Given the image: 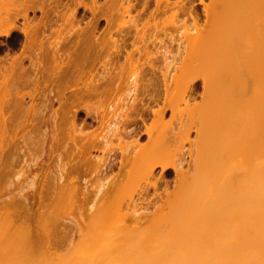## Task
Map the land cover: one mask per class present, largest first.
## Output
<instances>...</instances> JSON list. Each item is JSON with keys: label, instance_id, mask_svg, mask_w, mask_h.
<instances>
[{"label": "bare ground", "instance_id": "obj_1", "mask_svg": "<svg viewBox=\"0 0 264 264\" xmlns=\"http://www.w3.org/2000/svg\"><path fill=\"white\" fill-rule=\"evenodd\" d=\"M123 1L0 0V37L22 36L12 54L10 43L0 40V264H264V38L258 36L257 42V35L250 34L263 23H237L234 32L217 27L213 39L202 34L183 47L177 42L179 63L171 57L176 55L170 44L162 42L168 34L173 39L163 26L180 23V18L185 25L177 13L190 9L192 1L188 7L184 0L173 1L176 6L183 3L185 8L178 6V11L165 0L167 9L176 10L161 15L162 21V0H154L151 9V0ZM216 1L200 0L204 21L199 22L192 7L193 14L186 11L192 28L201 22L220 24V16H228L210 13ZM254 1L243 4L254 10ZM243 4L240 9L247 11ZM79 6L91 13L87 21L84 13L77 17ZM99 18L111 29L109 35L96 34ZM244 24L249 30L240 28ZM151 26L153 35H167L157 39L158 33L155 40L146 31ZM92 55L95 61L101 59L100 72L94 60L85 63ZM155 55H161L164 67L158 66L166 71L153 64ZM159 72L160 104L158 81L153 85L161 80L156 78ZM94 73L99 77L92 78ZM123 74L129 78H124L125 87L119 85ZM138 85L146 94L154 87L157 93L149 91L147 100L156 108L147 107L148 101L143 107ZM120 86H129L123 104L125 94H113L115 88L124 90ZM67 89L72 92L67 94ZM112 95L118 98L116 103L112 99L115 104L108 100ZM252 95L262 100L260 111L250 108ZM146 108L152 109L151 115ZM167 109L168 121L163 118ZM79 111L85 116L78 122ZM139 119L143 131L132 128ZM113 137L118 139L114 143ZM241 150L246 155L237 158ZM83 174L97 184L90 187ZM172 193L179 195L175 202ZM189 212L193 215H184ZM177 213H184L178 221ZM83 236H89L90 246L98 238L107 242L100 247L98 239L94 255L75 245L60 260L48 256L63 238Z\"/></svg>", "mask_w": 264, "mask_h": 264}, {"label": "rangeland", "instance_id": "obj_2", "mask_svg": "<svg viewBox=\"0 0 264 264\" xmlns=\"http://www.w3.org/2000/svg\"><path fill=\"white\" fill-rule=\"evenodd\" d=\"M85 1H89V0H85ZM96 1H97L98 3H100V2H102V1H104V0H96ZM175 1H177V0H174V2H175ZM182 1H183V0H182ZM191 1H192V2H191ZM193 1H195V2H196V1H199V2H200V0H184V2H183V3H184V6H187V7H188V5L190 4V2L193 3V4L191 5L192 10H191V7H188V8H190V9H184L185 7L183 6V3L181 4V2H180V5L178 4V5L176 6V4H175L173 1H171V2H172V5H175L177 8H178V6H179L180 10H181V7H183L184 10H183L182 12L179 11V8H178V11H179V12L177 13V17H176V19L178 20V17L180 18V16H181V17H183V19L185 18L183 21H185V23L187 24V25H186V24L184 25V24L181 22L182 19L180 18V19H179V20H180V23H178L179 21H177V22H176V21H175V22L173 21V23H172L173 25H175V24L177 23V25H176L177 27L173 26L172 24H168V25H166V26H163V27H164L163 29L166 31L165 33H167V34H168V33H171V34L173 35V36L171 35V36L173 37V39H172L171 37H169V34H168V35H167V34H164V35H165V36L167 35V36H166L167 38L169 37L170 39H172V40H174V41H172V40H170V39H169V40H166L167 38H166L164 35H162V32L164 33V31H162V32L160 31L161 34H160V32H158L160 38H159V37L157 38L158 33H157V35L155 34L157 39H163V38L165 37V38L163 39L162 42L165 41V44H166V42H168V44H170V46H168V47H170V48L172 47V48H173V50H171L172 48L170 49V52H171L172 54L174 53V51L177 52V49H175V48L177 47L178 43H179V44L181 43V46L183 47V45H189V44L195 42V40H196L199 36H201L202 34H204V35L209 34V35H210L209 37H211V33L214 32V31L217 29V27H220V28L217 29V30H219V31H220V30H224V29H227L228 31H229V30L233 31L234 28H233V29H231V28L234 27V26L236 27L237 23H238V24H241V23H242V25H243L244 22H245V24H247L246 22H248V23L251 22V23H253V24H254V22H256V23H255V25H256V24L258 23L257 21H259L258 24H260V23L262 24V23H263V24H262V26H263L262 28H264V22H263V21H264V19H263V18H264V16H263V14H264V10H259V9H261V8L264 9V8H263L264 6H263V7L261 6V4L264 2V0H255L254 2H255L256 4H252L253 6H255V9H254V10H253L254 7H253V8H250V9H247V8L244 6L243 2H245L246 0H218V1H216L215 3H213L214 5H213V8H210V9H211V12H210V13H212L213 15H214V14H215V15L218 14V16H219V14H227L229 17H228V16H225V15L220 16L221 19H223L224 16H225L226 18L228 17L227 21L225 20V18H224V20H223V21H226V23L222 26L221 23H224V22H222V20L219 18L220 21H221V23L219 24V22H218L217 20H215V21H217L218 24H219V25L216 24V27H215V24L213 25V23H215V21H214V22H212L211 24H210V23L204 24L203 22H201L202 25H200L198 28H194V27L192 28V25H191V23H192L191 20H192V19H191V17L188 18L189 15H187V14H189V13H192V14H193V12H194V14H198V15H199V16H198V17L200 18V19H199V22H200V20H201V21H204V20H205V19H204V17H205L204 15H205V14H204V12H203V9H204V8H203V3H201V2H200V3H195V2H193ZM247 1H248V0H247ZM124 2H125V0L123 1V3H124ZM165 2L168 3L169 1H165V0L163 1V0H162V3H164V5L162 4L163 6H160V7H163V8H165L166 10L163 9L162 11H163L164 13H163L162 11H160V15H158L159 13L157 14L158 16H160V18H162L163 16H164V18H165L167 15H169L170 13H168V10H169L170 8H171V9L173 8V10L175 9V6H170L171 4L169 5L170 8L167 9L166 7H168V5L166 6V5H165ZM203 2H204V3H205V2L208 3L209 0H203ZM252 2H253V1H252ZM152 3H153V2L150 1V4H151V5H152ZM160 3H161V2H160ZM167 3H166V4H167ZM245 3H246V2H245ZM250 3H251V2H250ZM124 4H127V0H126V2H125ZM187 4H188V5H187ZM241 4H243L242 6H244V7L247 9V11H246V10H242V9H240ZM246 4H247V3H246ZM246 4H245V5H246ZM257 4H258V7H259V8L256 7ZM247 5H249V4H247ZM259 5L261 6V8H260ZM164 6H165V7H164ZM148 7H150V6H148ZM187 7H186V8H187ZM200 7H201V9H200ZM249 7H251V6H248V8H249ZM202 8H203V9H202ZM242 8H243V7H242ZM171 9H170V10H171ZM210 9H209V10H210ZM170 10H169V12H170ZM175 10H176V9H175ZM190 10L193 11V12H190ZM83 11H84V12H83ZM165 11H166L167 13H166ZM184 11H185V13H184ZM186 11H187V12L189 11V13H187ZM161 12H162L163 14H161ZM171 12H172V10H171ZM82 13H84V17H83V20H84V21H85V20L87 21V20L89 19V17L91 16V13H89L88 10L85 11V10H83L82 7H77V17H80ZM132 13H133V12H131V14H132ZM165 13H166V14H165ZM164 14H165V15H164ZM212 14H211V15H212ZM157 15H156L155 17L159 18ZM161 15H163V16H161ZM178 15H179V16H178ZM218 16H217V17H218ZM86 17H87V19H86ZM125 17H126V16H125ZM260 17H262V18H260ZM126 18H127V17H126ZM186 18H187V19H186ZM202 19H203V20H202ZM215 19H218V18L215 17ZM219 19H218V20H219ZM253 19H254V20H253ZM152 20H153V19H150V22H152ZM154 20H155V18H154ZM159 20L162 21L163 18H162V19H159ZM186 20H187V21H186ZM252 20H253L254 22H252ZM156 21H157V22H160V23H158V25L161 24V21H158V19H157ZM260 21H261V22H260ZM105 22H106V21H105V19H103V18H99V19L97 20V26H96V30H95V32H97L96 34H98L99 36H102L104 33H105V35H106V33H108V31L111 30V29H109V30L107 31V29L109 28V26H108V25H105V24H106ZM174 23H175V24H174ZM181 23H182V24H181ZM80 24L82 25V24H84V23L81 22ZM180 24H181V25H180ZM208 24H209V25H208ZM245 24H244V26H242V25H241V26L238 25V27L240 26V28H241V27H244V28H247V29H248V27H245V26H246ZM261 24H260V26H261ZM190 25H191V26H190ZM247 25H248V24H247ZM255 25H254V27H255ZM106 26H108V28H105ZM159 26H160V25H159ZM171 26H173V27H171ZM188 26H189V27H188ZM248 26H249V25H248ZM251 26H253V25L251 24L250 27H251ZM256 26H259V25H256ZM114 27H115V25H114ZM114 27H112V29H114ZM152 27H153V26H151L150 28H147L146 31H147L148 29H150L149 31H151L150 33L152 34V31H153V28H154V27H153V28H152ZM190 27H191V28H190ZM254 27H252V28H254ZM110 28H111V27H110ZM166 28H167V29H166ZM228 28H229V29H228ZM240 28H238V29H240ZM256 28H257V27H256ZM260 28H261V27H259V30L255 29L256 31L254 30V32H253L254 34H252V33L250 32V34H251L252 36L257 35V36H256V38L258 39V40L256 39L257 42L260 40V39L258 38V36H260V38H261V37L264 38V36H262V35H264V34H263V33H264V30H263V31H260ZM262 28H261V29H262ZM250 29H251V28H250ZM97 30H98V31H97ZM227 30H226V31H227ZM243 30H245V29H243ZM248 30H249V29H248ZM105 31H106V32H105ZM170 31H171V32H170ZM219 31H218V32H219ZM224 31H225V30H224ZM226 31H225V32H226ZM231 31H230V32H231ZM235 31H237L236 28H235ZM98 32H99V33H98ZM102 32H104V33H102ZM115 32H116V31H115ZM115 32H114V30H113V32H112L113 34H112V33H111V34H112V35H114V34L116 35ZM215 32H216V31H215ZM215 32H214V33H215ZM233 32H234V31H233ZM246 32H247V31H246ZM248 32H249V31H248ZM248 32H247V33H248ZM255 32H256V33H255ZM258 32H262V33H258ZM148 33H149V32H148ZM150 33H149V34H150ZM214 33H212V36H213ZM216 33H217V32H216ZM216 33H215V34H216ZM220 33H221V32H220ZM235 33H236V32H235ZM235 33H234V35H236ZM241 33L244 34V32H240V34H241ZM247 33H246V35H247ZM218 34H219V33H217L216 35H218ZM221 34H222V33H221ZM231 34H232V32H231ZM238 34H239V30H238ZM108 35H109V33H108ZM115 35H114V36H115ZM155 35L152 34V36H154V37L148 35V37L155 38ZM244 35H245V34H244ZM16 36H17V35H16ZM16 36H15V34H14V36H13L12 39H10V38L6 39L5 37H0V40L3 41V42L8 41V42L10 43V42H11ZM106 36H107V35H106ZM106 36H105V37H106ZM202 36H203V35H202ZM220 36H221V35H220ZM223 36L225 37V35H223ZM236 36H237V35H236ZM242 36H243V35H242ZM146 37H147V36H146ZM224 37H223V38H224ZM237 37H238V36H237ZM237 37H236V38H237ZM249 37H251V36H250V35H247V37L245 36L246 39L243 38V39H245V43H247V44H249V43L247 42V39H248V41H249V40L251 41V39H249ZM152 38H151L150 40H152ZM156 38H155V40H156ZM211 38L213 39V37H211ZM239 38H240V36H239ZM254 38H255V37H254ZM263 38H261V39H263ZM215 39H216V36H215ZM217 39H218V38H217ZM220 39H221V38H220ZM233 40H235V37L233 38ZM216 41H218V40H216ZM235 41H236V40H235ZM235 41H234V43H236ZM250 41H249V42H250ZM252 41L254 42V40H252ZM155 42L157 43V41H154V43H155ZM170 42H171V43L173 42V43L171 44ZM177 42H178V43H177ZM219 42H221V41H219ZM237 42H238V41H237ZM261 42H262V41H260V43H261ZM263 42H264V39H263ZM263 42L261 43L262 45L264 44ZM156 43H155V44H156ZM158 43H159V42H158ZM160 43H161V42H160ZM160 43H159V44H160ZM241 43H242V42L239 43V46H241V45H240ZM155 44H154V45L149 44V46H152V47H149L150 50H152L151 48H154ZM159 44H158V45H159ZM168 44H167V45H168ZM247 44H246V45H247ZM256 44H258V43H256ZM161 45H162V44H161ZM217 45H218V44H217ZM234 45H235V44H234ZM246 45H245V47H247ZM251 45H252V43H251ZM253 45H254V43H253ZM128 47L131 48L132 46L129 44ZM156 47H158V49H159L161 46H157V44H156ZM156 47H155V48H156ZM248 47H250V46H248ZM257 47H258V46H257ZM259 47H260V46H259ZM3 48H5V46H3ZM155 48L153 49V51L157 50V48H156V49H155ZM252 48H253V47H252ZM263 48H264V46H263ZM263 48H262V49H263ZM246 49H247V48H246ZM248 49H249V48H248ZM253 49H254V48H253ZM253 49H252V50H253ZM255 49H256V48H255ZM250 50H251V49H250ZM153 51H152V52H153ZM247 51H248V50H247ZM255 51H258V50L256 49ZM3 52H4V51H3ZM3 52H1V53H3ZM155 52H157V51H155ZM155 52H154V53H155ZM176 52L174 53L175 55H176ZM249 52H250V51H249ZM252 53H254V52H252ZM155 54H156V53H155ZM169 54H170V53H169ZM169 54H168V55H169ZM172 54H171V55H172ZM250 54H251V53H250ZM255 55H257V56H258V55L262 56V52H261V53H259V52H258V53H255ZM263 55H264V53H263ZM159 56L161 57V55H159ZM166 56H167V54H166ZM257 56H254V57H256L257 59L260 58V57H257ZM90 57H91V58H88V59L86 60V62H85V63L88 64V65H90V64L93 62V60L95 61V58H94L95 56H94V55H92V56H90ZM155 57H158V56L155 55ZM160 57L156 58V59H157L156 61H155L154 58H153V60H154L153 64L156 63L155 66H156V65L158 66V64L162 62V60L159 59ZM167 57H170V55L167 56ZM171 57H172L173 59L176 58V59H175L176 61L173 60ZM171 57H170L171 59L168 58V60H173L174 62H177V61L179 62V59H180V61H181V57H179V55H176L175 57H174V55H172ZM178 57H179V58H178ZM250 57H251V56H250ZM252 57H253V54H252ZM161 58H162V57H161ZM263 58H264V57H263ZM89 59H90L91 61H89ZM141 59H142V58H141ZM251 59H252V58H251ZM253 59H254V58H253ZM253 59H252V60H253ZM257 59H256V61H257ZM261 59H262V58H260L259 60H261ZM77 60H78V59H77ZM77 60H76V61H77ZM88 61H89V62H88ZM100 61H101V59H100ZM100 61L97 60V61H95V63H94V64H96V62H97L98 68H100ZM159 61H160V62H159ZM173 61H172V62H173ZM256 61H254L255 64H256ZM262 61H263V60H262ZM26 62H27V63H26ZM157 62H158V63H157ZM174 62H173V63H174ZM254 62H253V63H254ZM257 62H259V61H257ZM179 63H180V62H179ZM25 64H28V60H25ZM259 64H260V63H259ZM261 64H262V63H261ZM263 64H264V63H263ZM88 65H87V66H88ZM97 65H96V66H97ZM159 65L163 66L164 64L161 63V64H159ZM206 65H207V64H206V62H205V66H204V67H206ZM257 65H258V64H257ZM87 66H86V67H87ZM96 66H95V67H96ZM158 67L160 68V66H158ZM158 67H157V68H158ZM163 67H164V66H163ZM207 67H208V65H207ZM207 67H206V68H207ZM258 67H259V66H258ZM98 68H97V70H98V72H100V71H101V68H100V70H99ZM165 68H166V67H165ZM165 68H160V70L162 69V70L166 71ZM263 68H264V67H263ZM169 69L171 70L170 67H169ZM158 70H159V69H158ZM167 71H168V74L171 73V72L173 73V71H174V70H173V66H172V70H171L170 72H169V70H167ZM156 72H158V71L156 70ZM162 72H163V71H162ZM166 73H167V72H166ZM263 73H264V72H263ZM97 74H98V73H94V75H92L91 77L94 78V79H95V78H98L99 76H98ZM156 74L159 75V76L157 77V79H159V77H161V75H162L161 72L156 73ZM257 74H258V73H257ZM124 75H125V74H123V76H124ZM169 75H170V74H169ZM88 76H89V74H88V75L86 74L83 78H86V77H88ZM125 76H127V75H125ZM125 76L122 77L123 80H122V78H121V80H120V81L122 82L121 84H119L118 81H117L116 84L124 85V84H123V83H124V78H125V82L129 79V78L125 77ZM162 77H163V76H162ZM257 79H258V78H257ZM162 82H163V80L161 79V85H162ZM257 82H258V81H257ZM257 82H256V83H257ZM198 83L200 84V81H198ZM70 84H71V83H70ZM70 84H69V85H70ZM126 85H127V84H125L124 87H125ZM256 85H257V84H256ZM71 86H73V85H70V87H71ZM124 87L122 88V86H120L119 88H122V89H124L125 91H124V90H121V89H116V88L113 89V94H116V92H117V91H115V93H114V90H118L119 94L121 93L120 95H122L123 93L125 94V93H126V90H127L126 88L129 87V86H127L126 88H124ZM258 87H259V84H258ZM74 89H75V86H74V88L71 87V90H74ZM119 90H121V91H119ZM199 90H200V89H199ZM67 91H70V89H67ZM71 92H72V91L67 92V94H69V93H71ZM118 92H117V94H116L117 96L119 95ZM242 93H243V92H242ZM246 93H247V91H246ZM251 93H252V92H251ZM253 93H254V95H255V94H256V91L253 92ZM257 93H258V92H257ZM124 94H123V95H124ZM248 94L250 95V93H248ZM116 95H114V96L112 95V96H111V99H108V100L111 101V102H113L112 99H114V100H116V101H115V103H116V102L118 101V98L116 97ZM241 95H242V94H241ZM256 95H257V94H256ZM124 96H125V97L122 96V99L120 98V103H121V104H123L121 100H123L124 98L127 99L126 94H125ZM242 96H243V95H242ZM112 97H113V98H112ZM245 97L248 98V96H245ZM252 97H254V96L252 95ZM252 97H251V98H252ZM259 97H260V96H259ZM247 98H246V99H247ZM195 99H196L197 102H198V101L200 102V100H201V98H200L199 95H197V96L195 97ZM241 99H242V98H241ZM108 100H107V102H108ZM124 100H125V99H124ZM242 100H243V99H242ZM248 100H249V99H248ZM250 100H251V99H250ZM252 101L254 102V104H252L253 106H250V108H253L254 111H255V110H256V111H260V110L262 109V107H260V102H262V100L260 101L259 98H258V96H257V97L255 96L254 99H253ZM252 101H251V102H252ZM56 102H57V101H54V103L52 104V106H53L54 109H55V108L57 107V105H58V103H56ZM245 102H246V101H245ZM245 102H243V104H244ZM247 102H248V101H247ZM113 103H114V102H113ZM115 103H114V104H115ZM181 104H182V103H181ZM181 104H180V105H181ZM241 104H242V103H241ZM261 104H262V103H261ZM263 104H264V103H263ZM119 105H120V104H119ZM182 106H183V105H182ZM182 106H181V107H182ZM242 106H243V105H241V107H242ZM119 107H121V106H119ZM243 107H244V106H243ZM248 107H249V106H248ZM259 107H260V110H257V108H259ZM246 108H247V106H246ZM250 108H249V109H250ZM242 109H245V108H242ZM253 109H252V110H253ZM263 109H264V106H263ZM48 111H49V110H48ZM46 113H47V112H46ZM83 115H84V113H83L82 111H79V112H78V119H77L78 122L81 121V117H83ZM170 115H171V113H170V109H167V110L165 111L164 115H163L164 120L167 119V121H168V120L170 119ZM84 116H85V115H84ZM87 120L90 121V118H87ZM94 124H95V123H94ZM195 135H196L195 131H191V133H190V139H194V138H195ZM127 138H128L127 140H129V137H127ZM116 139H117V138H116ZM116 139H114V137H113V138L111 139V140H112L111 142L114 143L113 140H115V142H116V141L118 140V139H117V140H116ZM146 140H147V139H146V136H145V138L140 139L141 142H145ZM184 146H185V148H188V146H190V145H189V143L186 142V143L184 144ZM242 151H243V150L238 151L240 154L236 152L237 154H235V155H236L237 158H240V157H243V156L246 155V151H243V152H242ZM95 152H96V151H93L94 154H100V151H97L98 153H97V152L95 153ZM244 152H245V153H244ZM186 157H187V156H186ZM187 158H188V157H187ZM187 158H186V159H187ZM187 160H188V159H187ZM184 166L186 167V164H184ZM159 170H160L159 167H157L156 170L154 171L155 175H156V174H159ZM84 175H87V174H83V175H81V176L83 177ZM81 176H80V177H81ZM171 177H172V175H171ZM84 178H86V176H84ZM88 178H89V175L87 176L86 179H88ZM88 180H89L88 183L91 184L90 187H92V184H93L94 186L97 184V182H95L94 179H90V178H89ZM133 181H136V178H134ZM161 184H162V183L159 184L160 187H161ZM150 191H152V190H150ZM176 191H177V190H176ZM176 191H175V193H176ZM124 193L127 194L128 191L126 190ZM124 193H123V194H124ZM125 194H124V195H125ZM178 194L181 195V192H180V193L178 192ZM178 194H177V195H176V194L174 195L173 193L171 194L173 197L175 196V197H174V200H173V198H172V196H171V199H172L174 202L176 201L175 198H177V196H179ZM178 198H179V197H178ZM169 200H170V199H169ZM172 200H170V201H172ZM173 201H172V202H173ZM89 203H90V202H89ZM176 203H177V202H176ZM54 208H56V207L54 206ZM166 208H168V207H165V209H163V211H166V210H167ZM57 209H59V208H57ZM168 210H169V209H168ZM177 211H178V210H177ZM179 211H180V210H179ZM179 211H178V212H179ZM175 212H176V211H175ZM180 212H181V211H180ZM64 213H65V212L61 213V215H62V214L64 215ZM66 214H67V213H65L64 216H66ZM177 214H178V213H177ZM177 214H176V215H177ZM183 214H184V213H179V214L177 215V217H176L177 221H178L179 219H181V216H184V215L186 216V215H187V217H188L190 214H191L190 216L193 215V213H190V212H189V214H184V215H183ZM61 215H60V218L62 219L63 217H62ZM64 218H65V217H64ZM178 218H179V219H178ZM225 226H226V225H225ZM225 226H222L223 229L225 228ZM230 226H231V225H230ZM227 227H228V226H227ZM227 227H226V229H229V228H227ZM232 227H233V226H232ZM226 229H225V230H226ZM231 230H232V229H231ZM227 231H228V230H227ZM59 233H60V232H59ZM85 235H86V234H85ZM80 237H82V236H80ZM84 238H85V239H84ZM73 239H74V240H73ZM73 239L69 241L68 239H64V238H63V239H62V243L60 244L61 246H58L59 248H52V249H51V250H52V251H51L52 253H51L50 250H49V252H48L49 255H48V254H47V255L50 256V257L52 256L51 258H53V259H55V260H56V258H57L58 260H60L59 257H60V258L62 257V256H60V255H63V254L66 255L65 252L70 251V249H71L70 252H72V249L74 248L75 245H76V248H74V249H80V247L83 248V246H84V247L86 246L84 249H85V250H86V249L89 250V252H88V251L86 252L87 255L90 254L91 252H92L91 254H93L95 250H96L95 252H97V250H98L97 247H98V243H99V242H100V243H99V246H100V247L103 246V245H105V244H106L105 242H107L106 239H104V238H98V239H101L100 241H99L98 239L96 240L97 242L99 241L98 243H97L96 241L94 242V240H92V241H91L92 243H94V244L97 243L96 245L91 244L92 246H96V248H93V247L90 246V244H89L90 241H87V239H89V236H87V238H86L85 236H83L82 239H80V238H78V237H77V238H73ZM79 240H80V241H79ZM81 240H82V241H81ZM79 242H81V243H79ZM77 244L79 245V248H77V247H78ZM81 244H82V245H81ZM72 247H73V248H72ZM54 249H55V252H56L57 254H56V253L54 254ZM56 249H57V250H56ZM67 249H68V250H67ZM84 249H83V251H84ZM57 251H58V252H57ZM61 253H63V254H61ZM84 253H85V252H84ZM50 254H52V255H50ZM94 254H95V253H94ZM94 254H93V255H94ZM35 255H36V254H35ZM58 255H59V256H58ZM61 259H62V258H61ZM58 260H57V261H58Z\"/></svg>", "mask_w": 264, "mask_h": 264}, {"label": "flooded vegetation", "instance_id": "obj_3", "mask_svg": "<svg viewBox=\"0 0 264 264\" xmlns=\"http://www.w3.org/2000/svg\"><path fill=\"white\" fill-rule=\"evenodd\" d=\"M63 1H64V0H62V2H63ZM151 1H152L153 3L155 2L154 0H151ZM171 1H174V0H171ZM153 3H152V5L149 4V6H155ZM195 3H200V2H199V1H196ZM79 7H80V6H79ZM151 8H152V7H151ZM151 8L149 7L148 9H151ZM153 8H154V7H153ZM148 9H147V11H148ZM200 9H201V7H200ZM147 11H146L145 13H147ZM149 11H150V10H149ZM18 40H20V41H18ZM21 40H22V36L19 35L18 37H15V38L10 42V46H11V47H10V52H9L10 54H12L13 52H15L14 50H16V51L19 50L18 48L20 47ZM3 49H5V48H3ZM12 51H13V52H12ZM11 52H12V53H11ZM147 74H148V73H147ZM156 75H157V74H156ZM147 76L149 77L150 75L148 74ZM147 76L145 75L144 77L146 78ZM157 77H158V75L156 76V78H157ZM156 78H155V75H154V76H153L154 81L156 80ZM159 79H161V78L159 77ZM154 81H153V82H154ZM157 81H158V83H157ZM156 83H157V84H156ZM155 84H156L157 87L159 86L158 88L155 87V88L158 90L159 94L157 93V91H156L155 89H154V90L156 91L157 94L154 93V92H153L154 90H152V87H153V86L151 87L150 85H149L148 87H151V89L149 88V90L147 91V94H149V91H150V95H151V90H152V93H153L152 95H153V96H154L155 94H156V96L161 95V94H160L161 90H159V89H161V85H160V84H161V80H160V81H159V80H156V82H155L153 85H155ZM139 85H140V84H139ZM139 85H138V87H140ZM142 85H143V83L141 84V87H142ZM143 86H145V83H144ZM141 87H140L139 89L137 88L138 92H136V93H137L136 95H137L138 97L142 98L143 102H142L141 99H139V98H138V99L141 100L140 102L144 105L143 107H145V105H146L145 101H146V102L148 101L149 103L147 102V105H148L147 107H149V106H151V107L153 106V107H154V106H155V108H156L157 105H155V102H153L152 100L149 101V99L147 100V98H150V97L147 96V94H146V90H145V89H144L145 92H144V93L142 92ZM153 88H154V87H153ZM142 89H143V88H142ZM137 90H136V91H137ZM140 90H141V92H140ZM141 93H142V94H145V96L143 97V95H141ZM139 94H140V95H139ZM150 95H149V96H150ZM141 96H142V97H141ZM156 96H155V97H156ZM138 99H137V102L139 101ZM160 99H161V96H159V99H158V103H159V104H160V101H161ZM138 103H139V102H138ZM149 104H150V105H149ZM139 105H140V104H139ZM153 107H152V108H153ZM146 109H147V108H146ZM150 109H151V108L147 109L146 112H147L148 110H149V111H148L147 113L151 112L152 109H151V110H150ZM149 114L151 115V113H149ZM148 117H149V116H148ZM139 121H140V123H139ZM148 121H149V120H147V122H148ZM141 122H142V121L139 119L138 122H137V124H138V125H139V124H142V125L139 127L137 124H133L134 126H136V125H137V126H136V127H132V128H134V130H136V128H138V129L144 128L143 122H142V123H141ZM133 125H132V126H133ZM121 126L123 127V125H121ZM127 126H131V125H127ZM124 127H125V126H124ZM124 127H123V129H124ZM127 129H128V127H127ZM138 129H137V130H138ZM141 130H142V129H141ZM141 130H138V131L141 132ZM142 131H143V130H142ZM140 132H139V133H140ZM133 133H134V132H133ZM140 137H141L140 139L145 138V134H144L143 132H141V133H140ZM115 154H116L115 157L118 158V157H119V156H118L119 154H118L117 152H115Z\"/></svg>", "mask_w": 264, "mask_h": 264}]
</instances>
